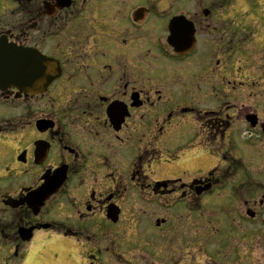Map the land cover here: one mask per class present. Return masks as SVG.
I'll return each instance as SVG.
<instances>
[{
	"label": "flooded vegetation",
	"instance_id": "af4514ba",
	"mask_svg": "<svg viewBox=\"0 0 264 264\" xmlns=\"http://www.w3.org/2000/svg\"><path fill=\"white\" fill-rule=\"evenodd\" d=\"M5 1L0 264H264V0Z\"/></svg>",
	"mask_w": 264,
	"mask_h": 264
},
{
	"label": "water",
	"instance_id": "95a60500",
	"mask_svg": "<svg viewBox=\"0 0 264 264\" xmlns=\"http://www.w3.org/2000/svg\"><path fill=\"white\" fill-rule=\"evenodd\" d=\"M170 41H172L170 37ZM27 54V53H26ZM39 62H31L25 54H9L7 48L0 45V86L6 88L14 85L19 89H27L25 86L33 84L34 75L41 74L42 68ZM54 76H52V79ZM48 81V80H47Z\"/></svg>",
	"mask_w": 264,
	"mask_h": 264
},
{
	"label": "rangeland",
	"instance_id": "374dc122",
	"mask_svg": "<svg viewBox=\"0 0 264 264\" xmlns=\"http://www.w3.org/2000/svg\"><path fill=\"white\" fill-rule=\"evenodd\" d=\"M263 5H260L259 7L261 8ZM7 3L5 0H0V16L5 19V17L3 16V13L5 12V10H7ZM6 8V9H5ZM255 83L253 86V93L254 95L258 94L259 91H262V89L264 88V85H262V81H259L257 78L255 79ZM259 84V85H258ZM262 105H264V103H262ZM263 108V107H262ZM6 114H4L3 112L0 111V120L6 118ZM184 128V132L183 135H180L179 132L174 131L173 134L170 135V137L168 138L169 141L171 142H178V141H184L183 142V147L182 145H175V147H179V150H177L176 152L179 155L184 154L186 157H191L193 155H197L200 156L202 160L207 161V164H210L212 162H214V159H211L208 155L204 154V152L202 150H197V151H189L187 145L189 143L188 140V133L190 132V128L191 126L195 129L197 128L196 125L194 124H189L188 126H186V124H181ZM195 137V136H194ZM183 149V150H182ZM173 154H176L175 152ZM176 156V155H173ZM178 156V155H177Z\"/></svg>",
	"mask_w": 264,
	"mask_h": 264
}]
</instances>
